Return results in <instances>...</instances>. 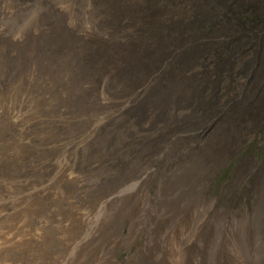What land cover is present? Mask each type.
Instances as JSON below:
<instances>
[{
    "label": "rangeland",
    "instance_id": "obj_1",
    "mask_svg": "<svg viewBox=\"0 0 264 264\" xmlns=\"http://www.w3.org/2000/svg\"><path fill=\"white\" fill-rule=\"evenodd\" d=\"M179 1L0 0V228L28 216L45 235L34 263L15 250L23 264H49L56 224H76L66 197L100 215L83 247L115 243L116 264H264V30L257 55L215 46L222 25L255 12L250 0ZM211 20L223 24L199 28ZM186 55L229 57L221 73L256 86L222 113L193 104L181 93Z\"/></svg>",
    "mask_w": 264,
    "mask_h": 264
},
{
    "label": "trees",
    "instance_id": "obj_2",
    "mask_svg": "<svg viewBox=\"0 0 264 264\" xmlns=\"http://www.w3.org/2000/svg\"><path fill=\"white\" fill-rule=\"evenodd\" d=\"M184 1L185 0H180L179 2ZM209 1L210 0H201L203 5H207ZM222 2L225 4L229 3L230 0H221V3ZM249 2L252 4V7L255 8V12L250 15H243L240 17L235 24L236 29H232L227 24L222 25L223 23H220L218 20H211L204 25H199L200 29L207 30V32L208 30L217 29L222 25V36L212 37L208 41L214 43L215 46L221 43H226L225 47H227V49L230 47H235V43H238L244 53L248 54L251 52L252 54L257 55L260 49L258 47L261 43V37L264 30V23L260 22L262 19L260 18L259 14L264 12V0H250ZM233 3L234 2H232V4ZM215 6L217 7L218 5L207 8L214 9ZM219 9L221 8L219 7ZM258 24L260 26L259 28L256 27ZM162 40L167 41V37L162 36ZM196 41L197 37L193 36V41L190 42L194 43ZM205 44L206 42L202 43L201 45L193 44L194 51L202 50L204 52L205 48L203 46ZM174 48L172 46L171 53L174 52L173 55H176ZM184 52L186 51L184 50ZM213 55L217 56L215 51L213 52ZM250 59L251 62L254 61L255 55L250 56ZM233 62L234 61L230 60L229 57H226L221 61L213 59V61H208L205 64H199L197 57H188L186 55V57L180 60L182 69L184 71V78L182 80L184 87L182 88L183 92L181 93L185 98H188L191 103L197 104L199 106H205L207 104L211 107L222 103V109L220 111L222 113L224 108V99L229 97L238 98L239 93H245L253 86H256L255 84L257 83V77L254 76H241L238 74V72L232 73L230 71L221 73L222 67L225 65L232 66ZM198 66H202V71H193L194 68ZM246 88L250 89L245 90ZM214 115V113H210L208 117L215 118L213 117Z\"/></svg>",
    "mask_w": 264,
    "mask_h": 264
},
{
    "label": "bare ground",
    "instance_id": "obj_3",
    "mask_svg": "<svg viewBox=\"0 0 264 264\" xmlns=\"http://www.w3.org/2000/svg\"><path fill=\"white\" fill-rule=\"evenodd\" d=\"M0 197H2V196H0ZM66 198L70 202L69 205L71 206V211L74 212L78 218L81 217L82 220L85 222L84 230L79 229L78 222H77L78 218L76 219V224H72L68 229H65L63 227L61 228L60 225L62 224V221H59L56 224V226L58 228V230L56 232L59 234L58 242H57L59 245L58 246L59 248H57V250L52 251L50 253L49 264H74V263L77 264V263H82V262H83L82 264H116L113 260L110 259L111 257L109 256V249L111 247L115 246V243H112L111 245H109L107 247L101 248V251H98L97 249L93 250V247H89V246H86V247L84 246L85 248L83 247V245H84L83 240L85 241L88 238V236L90 235V232L96 231V229H97V228H95L96 226H98L100 223L102 224L101 219H100V215H96V214L92 215V213H90L91 210H89V209H86L87 211L82 210V208H81V206H79V204H74L72 206L71 200L68 197H66ZM4 199H6V198H4ZM96 204H98V202L92 203V205H96ZM26 206H30V204L28 203ZM106 210L107 211L102 213L104 220L108 219L107 214H109L110 212H112L116 209L110 210L108 208ZM154 212H155V209L152 208V214ZM159 216H162L161 213L156 214V218ZM2 217L3 216L0 213V221H2L1 219H4ZM16 217L11 219L10 221L7 220L13 226L12 229H10L8 232H6V229H1L2 226L0 228V264H23L24 263L23 257H24L25 253L20 255V254H18L20 252L17 251L18 253L14 254L16 249L21 251V252L24 250H27L26 253H28L29 261L34 263L36 261L34 255H35V253H38L37 247H36V249L34 248L35 246H37L35 244V241L38 240V241L42 242L43 238L45 237V235H39V233L41 232V231L40 232L38 231L39 226H35V225L32 226L30 224L28 216L21 217L18 220ZM6 218L7 217H5V219ZM67 220L70 221L71 218H68ZM155 222L156 221H153V220L150 221L149 228H152V226L155 225ZM9 223L7 224V226L9 225ZM7 229H8V227H7ZM33 229L34 230L36 229V230L31 231ZM82 234H84V236H81ZM108 235L110 237V240H115V239L119 238L115 234L110 233ZM162 236H163V238H166L165 237L166 233H164ZM152 237H153V235H152ZM152 237H150V238H152ZM177 239H179L178 236L174 235L171 232L170 239H169L170 242L168 244V257L171 261H176L180 256L178 251L180 250L181 242ZM127 241H129V239ZM80 247L84 248V252H83L82 257H81L82 260L78 259V261L76 262L77 258H75V254ZM87 247H89V248L87 249Z\"/></svg>",
    "mask_w": 264,
    "mask_h": 264
}]
</instances>
